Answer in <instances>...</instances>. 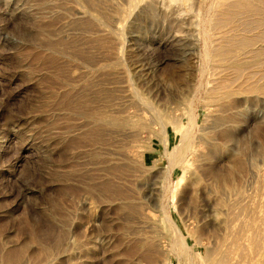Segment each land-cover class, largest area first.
I'll list each match as a JSON object with an SVG mask.
<instances>
[{
    "label": "rangeland",
    "instance_id": "obj_1",
    "mask_svg": "<svg viewBox=\"0 0 264 264\" xmlns=\"http://www.w3.org/2000/svg\"><path fill=\"white\" fill-rule=\"evenodd\" d=\"M144 1L0 0V264H264V1Z\"/></svg>",
    "mask_w": 264,
    "mask_h": 264
},
{
    "label": "bare ground",
    "instance_id": "obj_2",
    "mask_svg": "<svg viewBox=\"0 0 264 264\" xmlns=\"http://www.w3.org/2000/svg\"><path fill=\"white\" fill-rule=\"evenodd\" d=\"M132 1H135V4H136V0H132ZM144 1V0H143ZM224 1V0H223ZM229 1V0H228ZM264 1V0H263ZM142 2V1H140ZM145 2V1H144ZM153 2V1H152ZM255 2V1H254ZM132 3V2H131ZM146 3V2H145ZM165 3V2H164ZM169 3H170V16L171 18L174 17H179L182 15V13L180 14L179 12H181L182 8L190 3H193V6L194 8L197 9V13L199 14H202L204 13L203 15L205 16H208L207 18L209 19L210 17L214 16L213 14H222L224 15L226 18L229 17V15L231 14V11H233L235 8H239L241 9V11L243 9H245V2L244 0H235V2L233 3H224L223 2V5L221 3H219V0H169ZM249 3V2H248ZM143 4V2H142ZM149 4V2H148ZM157 5V4H156ZM160 5V4H159ZM226 6V8H225ZM247 6V5H246ZM258 6V5H257ZM177 8V9H174V8ZM260 7V6H259ZM167 8V9H168ZM243 8V9H242ZM161 9V8H160ZM237 9V10H239ZM247 11V7L245 9ZM256 10V9H255ZM252 11V10H251ZM261 11V10H260ZM244 12V11H243ZM236 13V12H235ZM239 13V12H238ZM246 13V12H245ZM252 13V12H250ZM259 13V12H258ZM196 14V13H195ZM237 14V13H236ZM241 14V12H240ZM249 14V12H248ZM256 14V13H255ZM261 14V13H260ZM198 15V14H197ZM232 15V14H231ZM247 15V14H246ZM220 16V15H219ZM223 17V16H222ZM231 17V16H230ZM173 19V18H172ZM217 19V18H216ZM218 20V19H217ZM209 21V20H207ZM216 21V20H215ZM223 21V20H222ZM211 22V21H210ZM219 22V21H218ZM202 23V22H201ZM197 24V23H196ZM204 24H207V23H204ZM204 24H201V25H204ZM217 24V23H216ZM237 24V23H236ZM195 25V24H194ZM200 25V23L198 24ZM200 25V26H201ZM198 27V26H197ZM211 27V26H210ZM225 27V26H224ZM222 27V28H224ZM200 28V27H199ZM207 28V27H205ZM214 28V27H213ZM252 29V28H251ZM206 30V29H205ZM228 30V29H227ZM210 32V31H209ZM208 32V33H209ZM229 32V31H228ZM240 33V32H239ZM207 35V34H206ZM151 108V107H150ZM164 128V127H162ZM188 131V130H187ZM191 136V135H189ZM188 136V134L185 132V134L183 135V146L181 145V147L178 149L177 152H173L170 156L172 162L174 161H177V163L180 161H185L184 160V156L186 153H188L190 151V149L192 148V146L190 147V137ZM168 141V140H167ZM192 142V140H191ZM194 144V143H193ZM192 145V143H191ZM177 149V148H176ZM192 156V155H191ZM185 159H186V156H185ZM171 162V163H172ZM173 164V163H172ZM211 219L213 221V223L219 227V228H223V223L219 221L218 219V214H217V211H213L212 212V215H211Z\"/></svg>",
    "mask_w": 264,
    "mask_h": 264
}]
</instances>
